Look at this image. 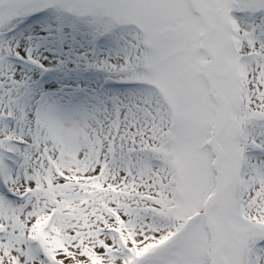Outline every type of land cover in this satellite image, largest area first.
<instances>
[{
    "label": "snow or ice",
    "instance_id": "1",
    "mask_svg": "<svg viewBox=\"0 0 264 264\" xmlns=\"http://www.w3.org/2000/svg\"><path fill=\"white\" fill-rule=\"evenodd\" d=\"M0 264H264V0H0Z\"/></svg>",
    "mask_w": 264,
    "mask_h": 264
}]
</instances>
